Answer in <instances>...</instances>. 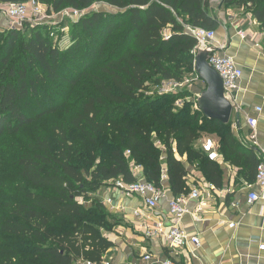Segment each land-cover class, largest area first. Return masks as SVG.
<instances>
[{
  "label": "trees",
  "instance_id": "16d2710c",
  "mask_svg": "<svg viewBox=\"0 0 264 264\" xmlns=\"http://www.w3.org/2000/svg\"><path fill=\"white\" fill-rule=\"evenodd\" d=\"M27 1L0 0V4ZM36 1L47 5L50 12H58L64 6L80 9L107 1L117 12H99L82 18L77 25L83 34L74 37L67 50L50 39L54 33L51 27L32 28L28 40H19L21 32L15 28L7 31L0 44V78H4L0 82V137L4 132H16L31 123L32 118L26 114L31 100L49 85L69 84L75 69L82 67L87 59L100 55L110 38L123 31L115 41L118 59L99 68L111 76L112 84H99V98L88 102L74 120L79 130L87 129L85 131L94 137H101L111 131L113 120L111 113L100 118L98 107L107 103L125 107L140 93L148 91L150 85L161 88L164 83L184 82L183 65H189L193 72L197 48L196 39L187 34L186 27L210 31L220 27L212 15L210 0ZM224 4L251 14L264 33V0H225ZM170 27L172 31L165 36V30ZM43 31H49L48 35ZM6 69L7 77H4ZM185 96L180 94L177 99ZM120 110V114L129 113L126 108ZM200 112L197 109L189 116L185 111L175 112L170 106L159 111L166 129V153L158 152L156 156L146 131L135 128L130 121L120 126L126 133L124 149L144 168L145 180L162 188L165 166L173 195L180 197L190 193L189 172L175 156L171 144L174 138L179 156L187 157L192 166L198 165L206 180L221 188L220 165L209 161L203 151L201 160L196 158V143L208 133L219 135L222 157L240 168L242 175H249L248 183L253 184L259 163L254 151L237 140L231 124L208 120ZM198 120L201 122L196 124ZM142 158L145 165L139 163ZM22 167V176L40 192L25 194L29 202L22 203L13 212L19 217L0 221V264H75L77 261L101 264L113 247L101 231L107 230L101 223L106 208L94 199L93 211L98 217L89 221L86 208L78 199L97 194L117 180L127 183L137 180L122 152H113L109 166L100 165L94 170L78 169L66 149L61 150L57 158L38 156L23 161Z\"/></svg>",
  "mask_w": 264,
  "mask_h": 264
},
{
  "label": "rangeland",
  "instance_id": "374dc122",
  "mask_svg": "<svg viewBox=\"0 0 264 264\" xmlns=\"http://www.w3.org/2000/svg\"><path fill=\"white\" fill-rule=\"evenodd\" d=\"M224 1L210 0L213 16H221L220 13H226L233 8L226 6ZM99 12L116 13L117 10L111 7L107 1L94 2L89 7L80 9L64 6L58 12H50L49 7L44 5L45 17L42 19V23L23 24L20 29H17L21 32L19 40H28L32 28L51 27L55 36L50 39L53 38L54 43L58 44L62 50H67L72 46L73 38L80 33L83 34L82 28L77 23L82 18ZM3 20L7 22L3 16H0V23ZM64 28H67L65 32L62 30ZM10 29L13 28L0 24V34L2 35L0 44ZM171 31V27L166 29L165 36H168ZM48 33L49 31H43L45 35ZM121 33H116L110 38L100 55L93 59H87L82 67L75 69L69 84L49 85L37 97H34L26 111L27 116L33 120L31 123L16 132L13 130L4 132L0 137V221L4 218L19 217L13 215V212L17 211L22 203L29 202L25 194L38 191L22 176L23 161L38 158V156L57 158L58 153L66 149L70 152L71 161L78 169L94 170L100 165L109 166L113 152L120 150L129 161L130 168H133L138 164L124 149L126 133L120 128L124 122H133L135 128H141L150 135L152 152L156 156L158 152L166 153L164 146L166 129L159 116V111L169 106L175 112L185 111L189 116H193L197 111L196 99L206 89V84L199 80L194 69L192 72L191 67L186 64L183 65L186 70L184 82H182L183 87L177 91L166 92V90H170V86L167 84L165 88H156L150 85L148 91L140 93L125 107H116V105L108 103L102 108L98 107L100 118L111 113L110 119L113 121L110 122L111 131L109 133L96 138L85 131L87 129L81 131L74 125V120L83 112L85 105L91 100L99 98V84H112L111 76L100 71L99 68L118 59L115 41H118ZM1 59L0 57V61ZM3 76L7 77V69ZM2 80L4 78H0V82ZM180 94L186 96L177 99ZM121 108H126L129 113L127 115L120 114ZM200 122L198 120L196 124ZM206 138H213L216 143L220 141L218 134L204 133L201 140L196 143L198 150L196 158L199 161L202 157V144ZM171 144L175 145L174 138ZM162 157L161 161L163 162ZM139 163L145 165L146 161L142 158ZM41 192L47 193L46 191ZM94 199L101 201L95 194L87 195L85 199H78L85 206L89 221L96 220L98 217L93 211L92 201ZM102 214L104 217H102L103 222L101 223L107 230H114L118 225H122V221L108 211Z\"/></svg>",
  "mask_w": 264,
  "mask_h": 264
},
{
  "label": "crops",
  "instance_id": "0c3cea01",
  "mask_svg": "<svg viewBox=\"0 0 264 264\" xmlns=\"http://www.w3.org/2000/svg\"><path fill=\"white\" fill-rule=\"evenodd\" d=\"M220 14L214 16L220 23L215 46L223 48L222 53L232 57L244 71L236 89L234 102L237 109L230 124L237 140L256 155L251 147L247 118L253 116L255 107L264 108V33L259 23L244 10L232 8ZM0 24L10 27L4 20ZM241 33L245 34V39ZM236 113L240 114V121ZM259 119L258 141L264 144V111ZM174 152L189 172L187 183L191 191L209 183L198 165L192 166L187 157L179 156L175 145ZM216 163L223 173L222 187H216L217 193H203L200 202H190L191 214L184 221L185 230L190 235H198L201 240V246L194 251V255L189 249L171 250L162 239L149 238L142 230L143 224H153L164 217L170 201L176 198L171 192L167 175L162 185L165 197L154 212L146 210L144 199L140 196L126 195L112 185L95 194L106 211L122 221V225L114 230L101 229L103 236L113 244L104 259L114 264H158V260L166 259L177 264H264V251L260 250L264 246V202L248 205L249 175H242L240 168L223 157ZM131 170L136 178L145 179L142 166L134 165ZM231 224L235 225L234 228L230 227ZM146 254L153 255L154 259L146 262L143 259ZM75 264L85 262L77 261Z\"/></svg>",
  "mask_w": 264,
  "mask_h": 264
},
{
  "label": "built area",
  "instance_id": "2783aa9c",
  "mask_svg": "<svg viewBox=\"0 0 264 264\" xmlns=\"http://www.w3.org/2000/svg\"><path fill=\"white\" fill-rule=\"evenodd\" d=\"M0 16H3L9 23L11 28L20 29L23 24H40L44 15V5L36 0H28L25 3H9L0 4ZM64 32L67 28L62 29ZM186 32L190 36L196 39L197 48H216L215 42L217 38L216 31L205 30L198 27H186ZM242 38L245 39V34L241 33ZM55 33L51 34L54 38ZM223 48H216V51L212 52L209 59V64L219 73L223 82L225 91L235 101L236 89L244 76V71L237 65L236 61L227 55L222 53ZM170 86V90L166 92L179 90L183 87V83L170 82L164 83L165 86ZM263 106H257L254 109L253 116L247 118L248 126L251 130L250 140L251 147L256 151L257 158L259 160L255 182L248 184V195L246 198L247 204L253 206L259 202H264V144H260L258 141L257 127L260 122V115L263 113ZM220 147L213 138H206L202 151L205 156L211 162H218L222 159V155L219 151ZM130 155V152H127ZM167 178V170H162V181ZM112 186L129 196H140L144 199L145 208L149 212L157 210L165 197L163 188H157L147 182L145 179L137 178L133 183H127L123 180H117L111 182ZM211 192L217 193L218 190L215 185L209 183H203L199 187L194 188L188 195L174 198L169 203L167 214L153 224H143L142 230L145 236L151 238L156 237L162 239L166 246L171 250L189 249L191 255H194V251L198 250L201 246V240L198 235H190L184 227V221L186 216L191 214L189 209L190 202H200L203 193L210 194ZM199 213V212H197ZM234 224L230 227L234 228ZM261 251H264V246L260 247ZM143 259L146 262H151L154 256L146 254ZM158 264H177L176 262L166 259L158 260ZM92 264V263H85ZM101 264H114L112 261L103 259Z\"/></svg>",
  "mask_w": 264,
  "mask_h": 264
},
{
  "label": "water",
  "instance_id": "95a60500",
  "mask_svg": "<svg viewBox=\"0 0 264 264\" xmlns=\"http://www.w3.org/2000/svg\"><path fill=\"white\" fill-rule=\"evenodd\" d=\"M214 51L216 48L207 47L198 48L195 52V74L206 84V89L196 99V106L206 119L228 125L237 107L225 91L221 76L208 62ZM236 118L240 121L239 113H236Z\"/></svg>",
  "mask_w": 264,
  "mask_h": 264
}]
</instances>
